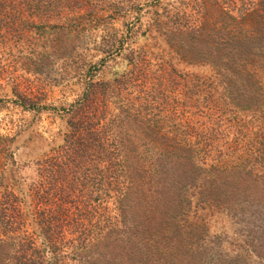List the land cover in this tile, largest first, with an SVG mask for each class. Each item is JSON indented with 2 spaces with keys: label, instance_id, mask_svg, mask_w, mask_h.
Listing matches in <instances>:
<instances>
[{
  "label": "rangeland",
  "instance_id": "rangeland-1",
  "mask_svg": "<svg viewBox=\"0 0 264 264\" xmlns=\"http://www.w3.org/2000/svg\"><path fill=\"white\" fill-rule=\"evenodd\" d=\"M218 1L84 0L99 19L83 12L66 25L52 13L21 18L1 10L0 192L7 185L17 193L30 180L31 162L60 142L65 109L86 83L98 82L106 85L102 124L117 122L120 109L141 111L142 118L120 114L113 127L129 137L135 163L154 166L159 146L148 138L147 124L157 119L160 133L177 128L180 146L189 139L195 186L185 187L188 203L176 218L192 226L191 255H181V263L264 264V9L259 18L239 21L243 30L262 28L250 34L261 46L240 74L222 63H201L184 52L180 37L168 36L170 24L218 26L226 19ZM231 1L239 8L252 0ZM108 43L110 53L102 52ZM196 133L208 137L207 147L196 143ZM93 196L96 202L99 195Z\"/></svg>",
  "mask_w": 264,
  "mask_h": 264
},
{
  "label": "trees",
  "instance_id": "trees-1",
  "mask_svg": "<svg viewBox=\"0 0 264 264\" xmlns=\"http://www.w3.org/2000/svg\"><path fill=\"white\" fill-rule=\"evenodd\" d=\"M218 2L226 15L218 26L215 21L170 24L168 36L180 37L184 52L193 53L201 63H222L240 74L252 63L251 55H258L255 49H260V37L251 35H260L262 28L243 30L239 21L249 15L259 18L257 11L264 9V0L249 1L247 7H240L242 3L239 8L231 0ZM85 5L84 0H0V11L7 8L21 18L32 12L46 19L52 13V18L66 25L83 12L97 19L94 9ZM250 7L254 9L245 14ZM105 48L101 51L110 53L112 45ZM105 86L86 83L81 95L65 109L60 142L51 143L31 162L30 180L17 193L3 186L0 264H182L181 255L190 251L192 226L176 218L181 203H188L185 187L195 186L190 185L196 166L191 161L189 139L180 146L175 138L177 128L170 135L160 133L162 123L151 121L148 138L159 146L154 166L135 163L133 149H127L129 137L115 134L113 127L123 116L142 118L141 111L122 114L120 109L114 115L117 122L102 124L106 106L100 95ZM194 136L196 143L208 146L204 134ZM4 140L0 137V150L5 148ZM178 150L184 153L182 158L172 154Z\"/></svg>",
  "mask_w": 264,
  "mask_h": 264
}]
</instances>
